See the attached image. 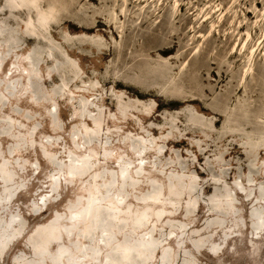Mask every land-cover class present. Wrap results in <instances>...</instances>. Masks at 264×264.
Here are the masks:
<instances>
[{"label": "rangeland", "instance_id": "obj_1", "mask_svg": "<svg viewBox=\"0 0 264 264\" xmlns=\"http://www.w3.org/2000/svg\"><path fill=\"white\" fill-rule=\"evenodd\" d=\"M51 1L43 0V10ZM55 1L60 16L31 40L28 14L0 0V173L7 183L0 177V244L16 235L0 264H110L113 253L140 252L142 241L152 239L158 248L147 264H162L163 252L166 264H264V229L256 230L252 218L253 211L264 217V105L260 148L243 111L244 104L264 99V0H179L184 19L176 47L162 57L142 51L144 40H153L146 25L126 30L121 40L105 25L84 30L71 22L83 8L109 4ZM174 1L165 5V17ZM129 8L137 13L133 4ZM202 9L216 11L214 22L226 15L204 44L197 37L207 35V27L189 32ZM248 32V52L263 44L253 63L255 79L244 89L239 77L247 56L231 53ZM154 36L157 44L169 42ZM199 47L201 57H193ZM212 57L227 66H212L211 77L197 75ZM164 61L167 67L160 66ZM67 63L85 86L100 82L102 88L65 87ZM199 88L203 103L180 97H197ZM228 91L240 92L226 105ZM82 158L92 167L85 175L83 161L80 171L72 167ZM89 200L98 204L94 211L101 206L112 216L100 227L89 223L84 238L81 211Z\"/></svg>", "mask_w": 264, "mask_h": 264}, {"label": "bare ground", "instance_id": "obj_2", "mask_svg": "<svg viewBox=\"0 0 264 264\" xmlns=\"http://www.w3.org/2000/svg\"><path fill=\"white\" fill-rule=\"evenodd\" d=\"M87 1L92 2L94 0H87ZM97 1H99L100 4H104L105 6L108 4L110 6H108L106 8V10L100 9V8L99 9L94 8L92 10H91V8H83L78 12L80 14V17L78 16V14H77V16H73L71 18V20H72L71 22L75 26L79 27L80 29H84V30L98 29L99 26L96 25L97 23L102 24L103 26L105 25L108 27V29L111 30V32L116 33L121 40H123V37L125 35L126 30L133 28V30L139 31V30H141V28L144 25H146L148 31H150V35H151L150 37H152L153 40L150 41L147 39V41L150 44H146V40H144V44H143L144 46L143 45L140 46L144 53H147L148 51L149 52L153 51L151 53L156 54L157 57H162V56L167 55L168 53L172 52L173 49H175L176 45L173 43V40L176 39V36H178V34L180 32V28L178 26V23H180L184 19V18L183 19L179 18V15H180L179 11H181V8H182L179 0L174 1L173 12L168 17H165L166 12H165V8H164L165 5H167L168 0H97ZM9 2L11 5L14 6L15 10L25 11L28 14L29 18H28V21L26 23V28L32 37L31 40H37V38H38L37 37V34H38L37 29L48 30V27L50 26V24L53 21L57 20V18L60 16V10L56 5L57 1H55V0H52L51 2H49L47 4V7H48L47 10H43V6H42V4L44 3L43 0H9ZM132 4H133L134 8H137V13H133L130 11L129 7ZM88 14H91V15H88ZM215 14H216V11L211 10L210 12H207V9L206 10L202 9L201 13L198 16H196V18L194 20L196 26L194 24V26H192L190 31H189L190 33H196V29H202L204 27H207L208 28V32H207L208 34L207 35L199 34L197 37L198 39L201 40L202 44H204L209 38H212L215 35V33L217 32V29L220 27V25H222L225 21L224 18L226 15H223V17H221V19L217 22L212 21ZM188 16L191 17V16H193V14L192 15L189 14ZM123 19H124V21H122ZM36 21H37V25H36ZM164 21L166 22L165 26H163ZM154 35H161V36L165 37L166 39H168L169 42L165 45L157 44ZM84 36L85 37L82 40H85V39L88 40V36L86 34ZM217 36H219V35H217ZM252 38H253V36L251 33H249V32L246 33V37L243 40L242 44L239 43L238 45H236L232 49V53H231V56H233V55L237 56L238 55L237 57H244L245 54L247 56L246 62H245V64H246L245 70L243 71V73L239 77V81L242 85V88L244 87V89H245V86H246L248 80H250V79L254 80L255 79V73L253 71V63H255V57H257L258 50L260 49V47L263 44L262 40H259L252 48H250V50L248 52V48H249V45L252 41ZM195 39H196V37H195V35H193L191 41L194 42ZM134 42L136 43L135 39H134ZM66 43L69 46H71L72 39H67ZM91 43H93V47H94L95 51L96 50L102 51L100 49V46L98 45V43H94V42H91ZM81 44L82 45L87 44V41L86 40L81 41ZM192 44L193 43H191V45ZM96 46H99V47L95 48ZM202 46L203 45H201L200 47H202ZM240 46H241V48H240ZM200 47L195 51L193 57H201V48ZM123 51H124V49H122V47H121L120 52H123ZM190 64H191V61L186 65V67L183 68V70L189 69ZM220 64H222V63L216 61V59L214 57H212L210 60L206 61L205 66H203L202 68H199V69L197 68V75H201V76L205 75V76L211 77L212 73H213V71H212L213 67L212 66L218 67ZM67 65H68V70H69L70 76H69L67 82L65 83V87H69L70 85H75V84L80 82L83 86L81 88L76 87L75 91H93L92 93H95L96 91H99L100 88H102L100 82L99 83L95 82V84H93L92 86H89V87L85 86L86 84H85V82L82 81V77L79 74L80 71H78V69L74 66V64L67 63ZM162 65H164L166 67L168 66L165 61L160 66H162ZM223 65L227 66V63L225 62L222 64V66ZM257 67H259V66H257ZM125 69L127 70V72L130 70V68H128V67ZM218 69H219V67H218ZM170 70L171 69L169 67L168 72ZM160 73H162V70H160ZM143 76L146 77V74L144 72H143ZM167 77H168V74L165 75L164 78H167ZM119 78H120V76H115L111 80L112 83L114 84V87H119V86H121V84H123V82L120 81ZM219 80H220V78H219ZM163 82H164V80L161 83H163ZM124 85L127 86V84H124ZM209 90H211V93H215V91H213L211 88H209ZM235 92L239 93L240 91H228L227 92V94L222 98L224 104L227 105L229 103V101L232 97L231 95ZM245 92L248 93L249 91L247 90ZM259 93H262V92H259ZM197 94H198L197 97H193L191 95H182L180 97L183 99L189 98V99H193V100H200L201 103H203L205 101L203 99L204 98L203 97V94H204L203 89L201 88ZM258 97H261V96H258ZM253 104L254 105H250V104L246 103L243 105V109H244L243 111L245 113L244 125L251 126L253 128L254 133L257 135L255 145L257 148H260L261 146H263L261 144V141H260V134H261V130H262V126L260 124L262 123L263 110L260 108V106L264 105V99L258 98L253 102ZM197 120L200 121L199 119H197ZM242 121H244V120H242ZM263 122H264V120H263ZM86 159L87 158H82V160H77V159L72 160L73 162H76L73 165L71 162L72 167H74L73 169L74 170L77 169L78 171H80L78 169L79 168L78 162L83 161L85 163L84 168H83L82 172L80 173L81 175L88 174V172L92 168V167H90L91 164H90L89 160L88 159L86 160ZM123 175H125V172H123ZM0 177L3 180L2 184H4V185L7 184L4 176L1 173H0ZM9 178H10V176H9ZM8 182L10 184L11 180ZM9 187L10 186H8L6 189H8ZM96 192H97V189H96ZM96 192H93V193H96ZM157 195H158V192H154V194L150 197L151 200L149 201V203L155 204ZM9 200H10V198L6 199L7 202ZM44 201L45 200L42 199L43 204H44ZM94 205H98L96 203V200H89V202L85 205L86 208H83V210L81 211V214L85 213V220L84 221L86 224H85V229L83 230V232L86 233V235L82 234V236L84 238H87V232L91 230V225L89 223L93 224V227L94 226L100 227V225H102L104 223V220L106 218L110 219V215L112 216L111 212L105 210L101 206H99L100 208H97L94 211L93 210ZM262 214L257 212V211L252 212V218H253L254 227L256 230L260 229L261 227H263V229H264V221H263L264 217ZM76 217L77 216H74V218H76ZM159 219H160V215H158V220ZM52 223L53 222H51L49 225H50V227L53 228V231H54L53 236H55V238H58V236H57V234H58L57 229L58 228L55 225H53ZM47 230H48V228H46V227L41 229V231L43 233H45ZM42 235H44V234H42ZM15 236L16 235H14V238L11 239L10 243L8 242V240H7V242L5 240L0 244L1 245L0 246V256H2L3 252H6L9 249L10 245H12V243L15 241ZM43 238H44V236H43ZM50 239H52V238H50ZM35 248H37L36 245H35ZM141 248H142V250L140 252H137V250H135L134 248L128 247V248L123 249L122 251H118L116 253H113L114 255H112V257H110L108 259V262H110V264H138V263L139 264H147V262L150 260L151 256L154 254L153 250L155 248H158V242L155 239L148 240V241L143 240ZM93 251L96 252V254L94 255L95 258H98L99 257L98 249L93 248ZM81 252H85V251L83 249H81ZM60 253L62 254V252H60ZM161 257H162L161 263L166 264L163 262V257H166L167 260H169L168 253L163 252ZM52 260H53V262H55L54 261L55 258L54 259L52 258ZM69 264H74V262L69 261Z\"/></svg>", "mask_w": 264, "mask_h": 264}]
</instances>
